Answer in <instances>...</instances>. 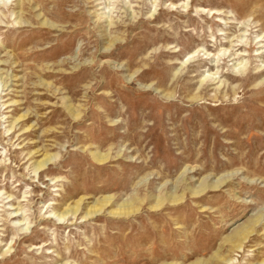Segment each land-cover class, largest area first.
I'll return each instance as SVG.
<instances>
[{
    "label": "rangeland",
    "instance_id": "374dc122",
    "mask_svg": "<svg viewBox=\"0 0 264 264\" xmlns=\"http://www.w3.org/2000/svg\"><path fill=\"white\" fill-rule=\"evenodd\" d=\"M263 33L264 0H0V264H264Z\"/></svg>",
    "mask_w": 264,
    "mask_h": 264
},
{
    "label": "bare ground",
    "instance_id": "6f19581e",
    "mask_svg": "<svg viewBox=\"0 0 264 264\" xmlns=\"http://www.w3.org/2000/svg\"><path fill=\"white\" fill-rule=\"evenodd\" d=\"M262 39H264V33H263V35H257L255 42L258 43V44H261ZM259 47L260 48H258V50L256 49V55H260L262 53L261 51H262V47L263 46L259 45ZM241 64H242V61H239L236 66H240ZM240 67H241V69H244V66H240ZM123 208H118L117 210H113V214L116 215V216H128L130 214H133L134 211H135V210H131V208H129V207H125V209H123ZM74 212H75V210H74ZM253 221H255V223H256L257 219H255ZM240 239L241 238H239V240ZM236 248H238V246H236Z\"/></svg>",
    "mask_w": 264,
    "mask_h": 264
}]
</instances>
